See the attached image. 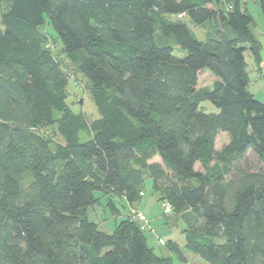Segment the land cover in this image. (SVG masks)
<instances>
[{"label":"trees","instance_id":"16d2710c","mask_svg":"<svg viewBox=\"0 0 264 264\" xmlns=\"http://www.w3.org/2000/svg\"><path fill=\"white\" fill-rule=\"evenodd\" d=\"M242 1L0 0V264H173L133 215L107 232L88 214L97 192L113 211L111 195L139 202L146 179L182 221L184 244L163 245L180 263L186 250L264 264V102L246 60L260 44ZM183 18L208 22L205 39ZM204 69L215 80L197 87ZM70 70L96 106L90 122L65 102Z\"/></svg>","mask_w":264,"mask_h":264},{"label":"rangeland","instance_id":"374dc122","mask_svg":"<svg viewBox=\"0 0 264 264\" xmlns=\"http://www.w3.org/2000/svg\"><path fill=\"white\" fill-rule=\"evenodd\" d=\"M248 4L251 10L250 12L252 13L254 20L257 24L256 26L261 31L263 29V25H262L263 19L261 17L262 15L260 13V9L257 6V3L253 2V0H249ZM170 18L172 19L174 17L170 16ZM182 20L187 23V25L189 26L191 31L194 33L197 39L199 40L205 39V31L208 28V22H206L204 26H200V25L191 24L186 18H183ZM42 31L44 32L45 36L51 42L50 46H53L52 47V49H54L53 52L59 58L62 68L69 69L67 68L68 61H66V59L63 57L62 52L59 51L60 49L59 43L54 38H52L53 33L50 27L48 25L47 26L44 25L42 27ZM169 44L173 45L175 43L174 41H169ZM185 54L186 52L180 49L176 45V47L174 48V55L181 57ZM248 57L249 56L246 53L247 60L249 59ZM253 68H255V66H251V65L248 66L249 74H250V70L252 71ZM68 73H70L69 75L72 78L68 79V84L66 87V91H67V96H66V101H65L66 104L73 112L84 113L87 122H90L92 119L98 118L99 115H98L96 106L93 100L91 99L89 92L83 89V85L86 86V83L83 77H80V79H78L71 70ZM197 76H198L197 87L208 86L211 83L212 77H214L213 74L207 69L199 71ZM250 81L251 82H250L249 88L250 90H252L251 84H253V80L251 79ZM259 89L260 90L257 94V98L264 101V82L259 84ZM200 106L206 112H213L217 110L216 107L212 103H210L209 101H205V100L201 102ZM42 132L48 136H51L56 141H62V138L59 136V134L55 131L53 127L42 128ZM79 136H80V139L83 141L87 139L88 137V135L84 132H81ZM226 139H227L226 134L223 132H220L216 137L215 147L217 149H220L222 145L225 144ZM99 194L100 193L97 192V195ZM115 204L118 207H121L122 205L120 202H117V201L115 202ZM134 206L142 209V211H144L146 218H148L149 220L151 219L150 226L155 229L156 234L158 233L159 235L162 236V238L164 239L163 241L167 242L169 240H174L176 242H180L179 240L180 238H182L181 237L182 234L180 230V228L183 227L182 221L177 218H176L177 220L174 219L172 214L167 213L166 215L167 223H164L165 222L164 213L166 212H164L163 202L159 201L157 199V195L153 193L151 189V181L149 179L145 180V186H144L143 195H142L141 200L135 203ZM90 210H91V207H89V212ZM113 212L114 211L106 204V201L104 199V201H102V204L98 206L97 208H94V210L92 211V214L96 217L93 218L91 216V219H94L93 221H95L98 224V227L100 229L107 231V232H111L113 230V225H112V221L114 219ZM178 222L179 224L177 226ZM152 238H153L152 235H150V238L148 239V243L154 247L155 252L157 254L166 253L167 251L166 246L160 245L155 238H154L155 240H152ZM175 264H177V262ZM186 264H201V261H199L198 257L190 256Z\"/></svg>","mask_w":264,"mask_h":264},{"label":"crops","instance_id":"0c3cea01","mask_svg":"<svg viewBox=\"0 0 264 264\" xmlns=\"http://www.w3.org/2000/svg\"><path fill=\"white\" fill-rule=\"evenodd\" d=\"M248 1L249 0H243L242 1V4H243V8L244 9H246L249 13H250V15L252 16V19H253V21H252V25H251V28H252V34H253V36H254V38L255 39H257L258 40V42H259V44H260V51H259V55H260V60L259 61H257V62H254V60H253V58H252V56H251V54H250V52L247 50L246 51V53L248 54V60H247V63H248V66L249 65H251V66H255V68H253V70L251 71L250 70V74H249V71H248V74H249V79L251 80H253V84H251V88H252V90H250V88H249V90L252 92V94H254V96L256 97V99H258L257 98V94H258V92H259V84H261V83H263L264 82V15L261 13V11H260V13H261V17H262V19H263V29L260 31L259 29H258V27L256 26L257 24H256V22H255V20H254V17H253V15H252V13L250 12L251 10H250V8H249V4H248ZM253 2H255V3H257V6L259 7V5H258V1L257 0H253ZM260 9V8H259ZM213 80H215L214 79V77H212V80H211V82L213 81ZM251 82V81H250ZM249 85H250V83H249ZM259 101H261V102H264V101H262V100H260V99H258ZM226 142H227V139H226ZM225 142V143H226ZM217 149V148H216ZM100 195L101 194H99V195H96V196H98L99 197V203L98 204H96V205H94L93 207H91V210H90V212H89V209H88V214H89V216H90V218H91V216L94 218V217H96V216H94L93 214H92V211L94 210V208H97L98 206H100L101 204H102V201H104V199H105V201H106V198L107 197H109V196H101L100 197ZM111 198H112V200H113V204H114V207H115V210H114V212H113V216H114V219H113V221H112V225H113V228H114V226H115V224L121 219V218H123L125 215H127V214H130V215H133V213L135 212V211H141V212H143L144 213V211H142V209H140V208H138V207H135L134 205H129L126 201H124V198L123 197H121V196H116V195H111ZM120 202L122 205H121V207H118V206H116V204H115V202ZM101 213V212H100ZM99 213V214H100ZM98 214V215H99ZM97 215V216H98ZM148 219V218H147ZM92 220H94V219H92ZM118 220V221H117ZM149 220V219H148ZM149 222H150V224H151V219L149 220ZM182 228V227H181ZM180 228V229H181ZM182 234V233H181ZM158 237H160V238H162V236L161 235H159L158 233L156 234ZM153 238H152V240H157V238H155V236H152ZM181 237L182 238H180V242H177L180 246H182L183 244H184V238H183V234L181 235ZM155 238V239H154ZM163 239V238H162ZM164 240V239H163ZM163 256H169L171 259H172V261L174 262V264L177 262V264H182V263H180L177 259H176V257H175V255L174 254H172V253H170V252H168V251H166V253H164V254H162ZM197 257V256H194V255H192V254H190L189 252H187L186 250H184V257H185V262H184V264H186L187 263V261H188V259H189V257ZM199 259V258H198ZM176 260V261H175ZM199 261H201V260H199Z\"/></svg>","mask_w":264,"mask_h":264},{"label":"built area","instance_id":"2783aa9c","mask_svg":"<svg viewBox=\"0 0 264 264\" xmlns=\"http://www.w3.org/2000/svg\"><path fill=\"white\" fill-rule=\"evenodd\" d=\"M178 17H181V15H178ZM170 211V207L168 205H164V212H169ZM133 218L139 223V226L141 228V230L146 231L147 233H149V235L155 236L156 237V232L155 229L152 228L150 226L149 221L147 220L145 214L141 211H135L133 213ZM157 238V242L160 245H164V241L162 238L160 237H156Z\"/></svg>","mask_w":264,"mask_h":264}]
</instances>
